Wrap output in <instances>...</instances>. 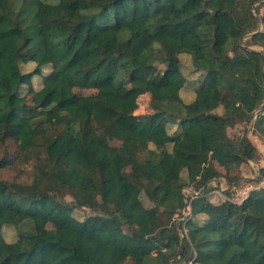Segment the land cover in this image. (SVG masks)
<instances>
[{"label":"trees","instance_id":"trees-1","mask_svg":"<svg viewBox=\"0 0 264 264\" xmlns=\"http://www.w3.org/2000/svg\"><path fill=\"white\" fill-rule=\"evenodd\" d=\"M263 6L0 0V264H170L178 255L183 264H264V188L242 203L207 197L221 176L214 161L240 167L258 153L247 133L232 138L226 128L255 118L264 133ZM184 55L203 75L187 102ZM27 63L34 69L25 71ZM125 76L131 87L123 92ZM75 88L98 94L80 97ZM144 93L152 114L141 124L134 112ZM112 132L127 152L108 147ZM21 162L33 163L29 180L2 176ZM191 185L203 190L187 197ZM59 192L74 206L59 201ZM114 200L119 208L111 210ZM188 206L183 243L172 218ZM75 207L101 214L79 220ZM51 218L64 228H49ZM135 224L142 230L129 240L122 228Z\"/></svg>","mask_w":264,"mask_h":264},{"label":"rangeland","instance_id":"rangeland-1","mask_svg":"<svg viewBox=\"0 0 264 264\" xmlns=\"http://www.w3.org/2000/svg\"><path fill=\"white\" fill-rule=\"evenodd\" d=\"M261 13H264V6L261 9ZM260 30H263V24L259 25ZM252 49L261 50L260 47L255 46ZM182 70L187 77V82L181 90V97L184 101H190L193 99L195 90L197 86L200 84L201 79L203 78L202 73L195 71L194 67L191 63V58L188 55L182 56ZM35 67L34 63H27L24 65L25 71H31ZM48 72V69L45 70ZM161 80V76L159 74H154L152 76V81L155 83H159ZM41 85L40 77H33V86L34 88H39ZM131 87V78L129 76H125L123 79V84L121 85V90L126 92ZM27 89V88H26ZM24 89V91L26 90ZM75 93L80 97H91L96 96L98 94L96 89H85V88H75ZM35 95H30L28 100L31 104L35 102ZM151 95L149 93H144L140 95L137 99V107L135 109V115L138 118V121L141 124H145L151 117L152 109L150 106ZM66 109L61 108L58 110V114L65 113ZM257 112V111H256ZM255 112V113H256ZM52 120H50L51 122ZM177 126H173L170 130L174 132ZM226 133L232 138H238L240 136H244L246 133L252 142L258 148V153L254 159H250L244 163L240 167H238L233 162H227L225 164H220L217 161H214V165L216 169L221 173V176L217 179H213L210 182L212 189L207 193V197L214 203L221 202L226 199H231L233 201L242 202L250 191L258 188H264V133L260 131L258 127L255 125V118L247 123V124H239L235 127L226 128ZM187 143L191 144L192 140H188ZM108 147L112 149H121L123 151H128L126 144L120 140L114 132L109 135ZM3 152V148L0 146V156ZM135 162H131L130 166L125 169V172H129L131 169L135 167ZM33 168V163H18L15 166L9 167L6 170L2 171V176L9 179L11 182H19V181H27L30 179V173ZM187 178H185L186 180ZM229 180H233L234 183L230 184ZM201 189L200 191H202ZM199 190H196L194 186H186L183 189V193L185 196H194L197 195ZM59 201L70 204L74 206L73 197L66 192L58 193ZM148 203V202H147ZM109 209L114 210L119 208V202L114 200L111 201L108 205ZM191 207L188 206L186 209L182 210L180 213H176L173 216V220L177 221V226L180 229V233L182 234L181 241L187 243V229L185 227V222L192 217L190 212ZM101 214L100 211H96L87 207H75L73 209V215L79 219L83 220L87 216L90 215H98ZM160 218L165 219V214L160 213ZM198 221H204V216L202 218H197ZM65 223L61 220L51 218L48 222L49 228L55 229H63ZM142 230V226L140 224H135L132 229H128L127 227L122 228L123 235L129 239L134 240L137 238V234ZM3 233L8 240H13L16 237V231L12 227H5L3 229ZM170 264H183L181 262V256L178 255L175 257H171L169 259ZM194 264V263H191Z\"/></svg>","mask_w":264,"mask_h":264},{"label":"built area","instance_id":"built-area-1","mask_svg":"<svg viewBox=\"0 0 264 264\" xmlns=\"http://www.w3.org/2000/svg\"><path fill=\"white\" fill-rule=\"evenodd\" d=\"M247 196H248V195H247ZM246 198H247V197H246ZM246 198H245V199H246ZM245 199H244V200H245ZM244 200H243V201H244ZM243 201H242V202H243ZM235 202H238V201H235ZM242 202H238V203H242Z\"/></svg>","mask_w":264,"mask_h":264}]
</instances>
